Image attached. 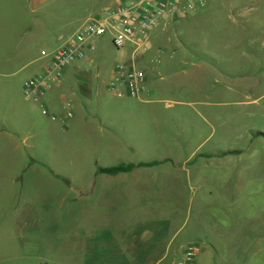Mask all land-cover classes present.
<instances>
[{
  "label": "rangeland",
  "instance_id": "obj_1",
  "mask_svg": "<svg viewBox=\"0 0 264 264\" xmlns=\"http://www.w3.org/2000/svg\"><path fill=\"white\" fill-rule=\"evenodd\" d=\"M110 1L56 0L34 13L0 0V264H146L101 234V169L161 161L202 168L204 210L219 222L207 233L196 228L202 238L194 240L185 214L174 263L195 244L196 264H264V0H209L176 25H158L138 67L147 80L141 101L109 93L116 65L131 57L111 35L95 40L41 105L27 100L25 83L47 62L42 52L62 47ZM65 103L73 119L53 122ZM96 118H165L166 125L136 140L154 148L108 154L96 145L103 138Z\"/></svg>",
  "mask_w": 264,
  "mask_h": 264
},
{
  "label": "crops",
  "instance_id": "obj_2",
  "mask_svg": "<svg viewBox=\"0 0 264 264\" xmlns=\"http://www.w3.org/2000/svg\"><path fill=\"white\" fill-rule=\"evenodd\" d=\"M13 1L16 4L25 3L26 8L35 13L51 9L56 0ZM97 1L100 4L104 0ZM121 1L111 0L105 8H97L99 15L96 18ZM65 21L69 24L71 21L73 22V18L65 19ZM96 119L99 125L98 134L103 136L97 140L96 145L100 151L108 152V154H115L118 150L125 153L131 151L141 153L144 147L154 148L155 143L146 144L143 147L142 141L136 140L148 135L156 136L162 126L166 125L165 118ZM93 124L96 123L93 122ZM96 129L98 130V126ZM105 130L109 132L108 136H106ZM170 162L131 164L136 167L134 170L117 175L104 174L102 170L109 169H101L104 177L101 182L104 186L99 190L100 206L103 208L100 214V225L102 226L100 231L101 234H108L113 243L119 245L121 250L130 253L131 260L143 256L142 260L146 264L149 261L152 264H175L176 255L171 258L170 250L183 228L177 229L185 214L187 220L191 218L194 221L191 232V235L195 236L192 237L194 240L202 238L196 228L201 227L205 229L203 232L207 233L208 227L219 225L217 218L209 216L204 210L208 201L205 195L207 181L199 173L202 168L189 167L186 162L182 165L176 164L174 161ZM141 165L151 166L140 167ZM221 167L227 171L230 168H235V165L226 164ZM237 168L242 170L239 165ZM239 183L241 182L239 181ZM187 189L192 193L190 199H188ZM198 192L202 194V197L196 201L194 196ZM107 208L110 209L109 213ZM193 210H195V216L192 215ZM150 223L153 224L151 230L141 227L144 224L148 226Z\"/></svg>",
  "mask_w": 264,
  "mask_h": 264
},
{
  "label": "built area",
  "instance_id": "obj_3",
  "mask_svg": "<svg viewBox=\"0 0 264 264\" xmlns=\"http://www.w3.org/2000/svg\"><path fill=\"white\" fill-rule=\"evenodd\" d=\"M208 1L122 0L102 16L83 25L67 43L53 53L42 52L41 57L47 62L38 76L25 83V97L41 105L42 97L47 92L67 81L70 67L85 60L88 51H94L95 40L111 35L113 46L118 51L129 49L131 57L126 64L116 65L109 83V93L118 100L141 101L148 94L147 80L146 74L138 67L149 53V33L158 25L171 27L196 15L207 6ZM65 105L66 113L62 117L51 116L53 122L59 120L65 123L73 119L71 104ZM44 113L47 114L46 110ZM200 252L197 245H190L185 253V261L181 264H196Z\"/></svg>",
  "mask_w": 264,
  "mask_h": 264
},
{
  "label": "trees",
  "instance_id": "obj_4",
  "mask_svg": "<svg viewBox=\"0 0 264 264\" xmlns=\"http://www.w3.org/2000/svg\"><path fill=\"white\" fill-rule=\"evenodd\" d=\"M153 165V164H152ZM151 166V165H148ZM147 165H141L140 167H148ZM136 167L131 165L128 167H120V168H113V169H109V170H102V173L104 174H108V175H117V174H121V173H128L132 170H134Z\"/></svg>",
  "mask_w": 264,
  "mask_h": 264
}]
</instances>
